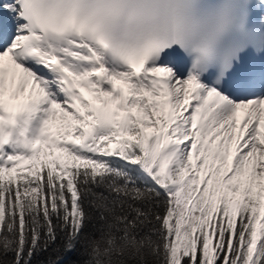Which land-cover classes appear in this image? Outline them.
<instances>
[{"label": "snow or ice", "instance_id": "snow-or-ice-1", "mask_svg": "<svg viewBox=\"0 0 264 264\" xmlns=\"http://www.w3.org/2000/svg\"><path fill=\"white\" fill-rule=\"evenodd\" d=\"M0 264H264V0H0Z\"/></svg>", "mask_w": 264, "mask_h": 264}]
</instances>
